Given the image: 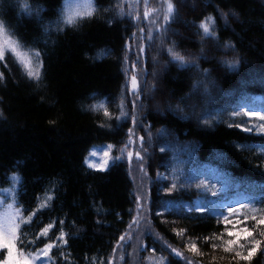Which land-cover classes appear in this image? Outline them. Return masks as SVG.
Instances as JSON below:
<instances>
[{"label": "trees", "instance_id": "16d2710c", "mask_svg": "<svg viewBox=\"0 0 264 264\" xmlns=\"http://www.w3.org/2000/svg\"><path fill=\"white\" fill-rule=\"evenodd\" d=\"M24 2L0 0L5 27L0 43L19 41L25 56L34 57L29 49L39 51L43 78L30 79L5 43L0 59V185L13 173L21 178L16 194L25 212L36 209L45 192L55 198L21 227L19 245L33 250L53 243L49 264L107 263L135 202L127 164L118 156L134 126L143 137L140 163L149 188L145 264H159L161 256L168 264H185L168 245L201 264H264V246L251 261L234 260L232 253L212 248V242L219 244L216 236L224 233L227 239L228 230L237 231L242 226L238 221L254 214L249 202L264 211V132L244 131L255 128L258 118L231 115L249 110L240 103L243 96L264 95V0H173V19L147 34L152 39L145 45L135 105L127 97L123 66L127 38L138 33L141 23L134 18L135 0H94L96 14L75 25L61 24L63 31L55 25L65 0H26L30 14L21 9ZM68 2L84 5L89 0ZM207 17L215 19L218 39L203 36L199 25ZM226 42L235 48H224ZM170 47L189 66L172 60ZM225 60H238V69L229 70ZM106 144L111 145L108 167H87L84 157L90 148ZM172 183L177 188L169 193ZM201 183L206 186L197 189ZM230 196L245 198L246 206L235 215L220 205ZM192 199L200 200L206 211H186L183 204ZM49 223L54 226L48 235L37 238ZM245 223L253 228V221ZM61 231L67 243L57 239ZM189 241L197 243L199 253L188 250Z\"/></svg>", "mask_w": 264, "mask_h": 264}, {"label": "snow or ice", "instance_id": "6c2138e0", "mask_svg": "<svg viewBox=\"0 0 264 264\" xmlns=\"http://www.w3.org/2000/svg\"><path fill=\"white\" fill-rule=\"evenodd\" d=\"M163 3L165 5L164 15H163V21L165 24L169 23L176 12L175 5L173 3V0H163ZM119 8L120 6L117 5ZM145 8L147 9V0H145ZM21 9L26 13H31L32 9L31 6L26 2L21 4ZM83 9V10H82ZM39 11V10H38ZM98 9L94 5V0H89V3L81 5L78 2H68V0H65V3L62 5L60 10V19L56 22L55 28L57 31H63V28L61 27V24L67 26V25H75L78 21L83 20L85 18H91L93 17ZM158 9L151 8L147 9L143 13L144 18H148L153 13L157 12ZM121 14H123V10L121 9ZM139 19V15L136 17ZM215 26V19L213 17H207L204 21H201L199 28L202 30L203 36L205 38H212V39H218L217 33L213 30ZM157 28L159 29V25H157ZM45 31H48V28H45ZM143 31V29H141ZM5 34V27L4 23L0 21V37H3ZM149 39H152V36L149 35ZM5 43L7 44V50H9L13 55H15L19 60L20 63L24 65L27 76L35 80L37 82L42 80V73L41 69L43 68V61L40 58L41 53L39 51H36L34 49H29V53H34L33 55L29 54L27 56L23 55L22 52L19 50L21 48L19 41L13 42L11 38H8L7 41L4 43H0V59H3L5 56L6 48ZM224 48H235V45L231 42H226L224 44ZM143 51V49H141ZM169 55L171 56L172 60L179 62L182 67L189 66L186 62V59L183 55L179 54L174 50L173 47H170L167 49ZM223 63L229 68V70L235 71L239 67V61L238 60H225ZM134 67V65H133ZM205 73L207 70H204ZM0 77H2V74H0ZM131 88L133 91H136L139 88V84L137 81V78L135 75L131 77ZM105 116H110V113L107 111V109H104ZM246 115L248 117H255L258 118L260 123L256 124L255 128L249 126L245 127L244 131L246 132H252V131H259L264 132V109H261V111H255V110H248L245 109L243 113L238 111H233L231 113L232 116H239V115ZM122 115H124L122 113ZM119 119V117H117ZM209 121L207 119L204 120V123L207 124ZM237 127H240V125H236ZM140 140L143 141V137H140ZM109 148L111 145L108 146ZM160 151L163 153L165 151L164 148H161ZM260 152L264 154V147L260 149ZM91 155H95V152H93ZM137 157H139V153H136ZM105 159L103 162L97 166L94 163H90L89 166L96 168L99 167L101 170L105 168L108 165V157L109 152H104ZM129 158H131L132 153H128ZM118 159V158H115ZM11 179L14 181H19L21 178L16 174L13 173L11 176ZM205 183L198 184L196 187L197 189H200L202 187H205ZM177 188L176 183H172L171 188H169L167 191L170 193L172 191H175ZM8 190H0V192H7ZM11 198L13 200V203L6 204L5 210L3 213H0V252H6V256L4 260H0V264H34V261L38 259V256L43 255L47 256L49 251L55 246L53 243H48L44 245L43 249L38 250L37 255H32L25 253L21 251L17 244L20 242V236H21V226L22 225H28L33 221V218L38 214V212L42 208L48 207V201L55 198V194L52 192H45V199L38 204V207L31 212L27 216H24L23 213L25 209L16 207V205L19 203L17 199V194L13 192L11 194ZM39 199V197H37ZM2 203V202H0ZM252 202H249L247 205L249 207V211L254 213L251 216L245 215L243 221H238L242 226L237 231H227V239L224 238L225 234L221 233L219 236H216L215 239L219 241L218 243L212 242L213 237H205V241L212 242V248L217 249L222 248V250L226 253H232L233 259H239L242 261H251L254 254L262 249V246H264V240L257 239L256 236L264 237V211L256 209L251 206ZM246 205L241 204L240 207L243 208ZM188 212L192 211H198V212H204L206 209L202 206H197L195 208L189 207L187 209ZM227 212L229 214L235 215L237 210L229 206L227 208ZM223 215V213H221ZM251 220L254 222L253 228L250 229L246 225V221ZM225 223H230L228 220V217H224ZM135 222V221H134ZM62 224L63 221H60ZM53 223L47 224L45 227L40 229V232L37 234V238L47 236L49 233V230L53 228ZM256 229H259V231H256ZM184 230H179L177 232L178 235H181ZM65 233L61 231L59 237L57 238L62 243H67L65 240ZM130 238V236H129ZM126 239L125 236L120 237V241H124ZM244 241L245 243H241V241ZM188 250L193 253H199V249L197 247V243L195 241H189L186 245ZM243 249V250H238ZM171 251L176 254V256H181L182 253H180L177 249L172 248ZM159 264H168L165 257L161 256L159 259Z\"/></svg>", "mask_w": 264, "mask_h": 264}, {"label": "rangeland", "instance_id": "374dc122", "mask_svg": "<svg viewBox=\"0 0 264 264\" xmlns=\"http://www.w3.org/2000/svg\"><path fill=\"white\" fill-rule=\"evenodd\" d=\"M133 7H135V11H136V15L134 14V18H136L139 15L140 17L139 19L141 23L140 26L138 27V33L135 34L134 32L130 37L127 38V43L125 48V60L123 63V66L125 65V76H126L125 85H126L127 97H129L131 100L134 96H136L137 94L136 91L138 90V89L136 91L132 90L131 77L135 75L138 84L140 85V81L144 74L145 45L147 40L149 39L148 38L149 35L147 34H151L152 32L158 30L157 25H159V28L165 26V23L163 21V15L165 10V5L163 3V0H147V9H151V8L158 9L157 12L153 13L148 18L143 17L144 11L147 10L145 8V0H135ZM141 29H143V31H141ZM141 49H143V51H141ZM137 52H139V54L142 55L141 58L139 57ZM159 65L160 63L156 60V58H154V66L155 69L158 70L157 72H160V69H157ZM258 98H261V96H259ZM154 107L159 109V103L157 100H155ZM140 137L141 136L134 129V126H132V128L127 133L124 143L120 145L118 149L119 155H121L123 159L126 160L127 162L130 160L128 153H132V156L137 157L136 153H138V150L141 148ZM93 152H95V155H91ZM104 152L110 153V149L107 145L93 146L90 149L89 153L85 156L84 164L87 165L88 167H90L89 166L90 163H94L97 166H99L105 159ZM139 161H141L142 163V159H139ZM108 163H109V157H108ZM141 163L133 166L136 171V178L134 177L132 178L135 187V203L132 209L130 223L127 226L125 232L121 235V236H125L126 239L124 241H120V238L117 240V242L113 246L107 258L106 264H145V255L142 253L144 252L143 251L144 235L148 233V231L150 230L149 218H148L149 205H147L149 194H148V186L146 184V179L144 175V170ZM107 167L108 165L103 169H106ZM94 169H100V168L96 167ZM16 187L17 186H15L13 182L9 185L6 184L0 185V190H5V189L8 190L7 192H0V202H2L0 203V213L4 212L6 204L13 203L11 194L16 191ZM238 204L239 202L235 200H226L223 202V206L225 208H228L229 206L235 208L238 206ZM197 206H202V205L197 200H194L190 205L189 204L186 205L185 208L186 209H188L189 207L195 208ZM16 207H19V205L17 204ZM28 214L29 213H23L24 216H27ZM43 248L44 246H42L39 249H43ZM39 249L25 253L37 255ZM173 255L176 256L175 253H173ZM5 256H6V252H0V260H4ZM176 257L182 258V255ZM49 261H50V256L48 253L47 256H43V255L38 256V259L34 261V264H49ZM185 261L186 264H199L197 262L190 261L188 259H185Z\"/></svg>", "mask_w": 264, "mask_h": 264}]
</instances>
